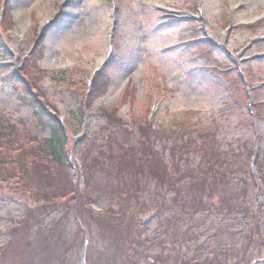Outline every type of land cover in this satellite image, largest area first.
Here are the masks:
<instances>
[{"label":"rangeland","instance_id":"rangeland-1","mask_svg":"<svg viewBox=\"0 0 264 264\" xmlns=\"http://www.w3.org/2000/svg\"><path fill=\"white\" fill-rule=\"evenodd\" d=\"M0 264H264V0H0Z\"/></svg>","mask_w":264,"mask_h":264},{"label":"trees","instance_id":"trees-1","mask_svg":"<svg viewBox=\"0 0 264 264\" xmlns=\"http://www.w3.org/2000/svg\"><path fill=\"white\" fill-rule=\"evenodd\" d=\"M35 109L36 113L39 115L40 123L48 125L49 127V137L44 140V145L47 147L49 155L55 158L60 165H67L65 157L67 138L62 130L61 124L54 120L49 114H46L40 106H37ZM78 209L80 210L79 205ZM32 213L30 215H32Z\"/></svg>","mask_w":264,"mask_h":264},{"label":"bare ground","instance_id":"bare-ground-1","mask_svg":"<svg viewBox=\"0 0 264 264\" xmlns=\"http://www.w3.org/2000/svg\"><path fill=\"white\" fill-rule=\"evenodd\" d=\"M49 17H46V19H48ZM47 28H48V26H47Z\"/></svg>","mask_w":264,"mask_h":264},{"label":"water","instance_id":"water-1","mask_svg":"<svg viewBox=\"0 0 264 264\" xmlns=\"http://www.w3.org/2000/svg\"><path fill=\"white\" fill-rule=\"evenodd\" d=\"M40 37H41V36H40ZM40 37H39V38H40Z\"/></svg>","mask_w":264,"mask_h":264}]
</instances>
